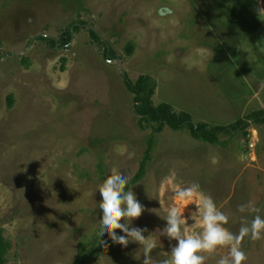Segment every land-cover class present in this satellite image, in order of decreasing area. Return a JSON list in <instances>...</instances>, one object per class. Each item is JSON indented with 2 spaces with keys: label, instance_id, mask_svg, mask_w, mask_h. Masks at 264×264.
Returning a JSON list of instances; mask_svg holds the SVG:
<instances>
[{
  "label": "rangeland",
  "instance_id": "374dc122",
  "mask_svg": "<svg viewBox=\"0 0 264 264\" xmlns=\"http://www.w3.org/2000/svg\"><path fill=\"white\" fill-rule=\"evenodd\" d=\"M257 9H264L257 0H0V231L11 242L8 264H143L139 244L124 248L98 235L99 186L113 173L130 184L153 134L139 124L126 76L151 75L155 104L196 121L229 125L264 109ZM239 93L252 95L232 101ZM248 131L249 140L236 132L214 145L187 128L155 133L146 174L130 187L147 208L134 226L157 242L154 262L176 243L161 234L170 207L185 208L191 235L202 232L193 214L204 197L233 232L251 219L241 204L264 208V124ZM193 184L194 200L179 201L177 190ZM241 246L246 264H264V239ZM228 252L202 254L217 264Z\"/></svg>",
  "mask_w": 264,
  "mask_h": 264
},
{
  "label": "clouds",
  "instance_id": "9594fccd",
  "mask_svg": "<svg viewBox=\"0 0 264 264\" xmlns=\"http://www.w3.org/2000/svg\"><path fill=\"white\" fill-rule=\"evenodd\" d=\"M264 5V0H257ZM258 12L264 9H257ZM129 179L126 175L113 173L99 186V232L98 235L104 243L110 238L113 244L127 248L129 243H137L143 256V264H205L206 257L202 253H213L218 247H227L228 255L221 257L217 264H246L247 253L242 248L245 238L252 240L264 239V208L248 204H241L238 211L251 216L242 218L239 230L233 232L225 227L229 217L221 211L211 197L202 198L193 215L199 216L202 232L196 235L187 234L184 225L189 217L185 216V208L177 205L167 209L163 220L166 226L161 234L168 240L175 241L171 244L168 256L154 262L153 251L158 247L155 240H150L144 233L147 228L134 226V221L139 218L147 208L138 200L136 193L128 189ZM198 184L187 188L178 189L176 197L184 204L190 203L197 196ZM123 221V222H121ZM116 230H120L118 233ZM122 233V234H121Z\"/></svg>",
  "mask_w": 264,
  "mask_h": 264
},
{
  "label": "trees",
  "instance_id": "16d2710c",
  "mask_svg": "<svg viewBox=\"0 0 264 264\" xmlns=\"http://www.w3.org/2000/svg\"><path fill=\"white\" fill-rule=\"evenodd\" d=\"M79 29V26L76 27ZM92 36L97 40H101L100 36L91 31ZM66 43H70L72 39V31L66 32ZM42 40L51 42L56 46L57 41L47 36H41ZM106 46L105 55L109 56L111 48L108 44L101 40ZM128 53L132 54L131 48H128ZM66 62V59H63ZM65 66H63L64 69ZM126 85L128 89L134 94L135 112L139 117V124L142 128L151 127L153 134L148 141V147L146 156L144 157L137 174L134 176L130 184H128L129 190L132 184L140 181L146 174L149 162L152 159L153 150L155 148V133L163 132L166 126L180 131L183 129H189L194 139L209 144H225L221 141L220 136L225 134H235L240 132L242 136L249 140L250 132L249 127L253 124H264V109L253 111L244 117L239 118L234 123L229 125H213L205 121H196L194 117L186 111H178L173 105L166 102L155 104L154 96L157 90V81L151 75L145 74L138 77L136 81L131 80L126 76ZM12 96L10 97V103H12ZM11 249V242L5 237L2 231H0V264H8V253ZM84 248L81 247L78 261H84Z\"/></svg>",
  "mask_w": 264,
  "mask_h": 264
},
{
  "label": "crops",
  "instance_id": "0c3cea01",
  "mask_svg": "<svg viewBox=\"0 0 264 264\" xmlns=\"http://www.w3.org/2000/svg\"><path fill=\"white\" fill-rule=\"evenodd\" d=\"M252 84V83H251ZM236 85H239V83H236ZM251 87H253V85H250ZM239 87H236V90L238 89ZM254 88V87H253ZM255 90V89H254ZM256 92V91H255ZM242 93V92H241ZM241 93H239V95L237 97H231L233 98L234 100L232 101H236V103H242V102H246L248 100V97H250L252 94H250L249 96H245V95H242ZM255 94V93H254ZM253 94V95H254ZM237 98L241 99L240 101H237Z\"/></svg>",
  "mask_w": 264,
  "mask_h": 264
},
{
  "label": "water",
  "instance_id": "95a60500",
  "mask_svg": "<svg viewBox=\"0 0 264 264\" xmlns=\"http://www.w3.org/2000/svg\"><path fill=\"white\" fill-rule=\"evenodd\" d=\"M125 74V73H124Z\"/></svg>",
  "mask_w": 264,
  "mask_h": 264
}]
</instances>
